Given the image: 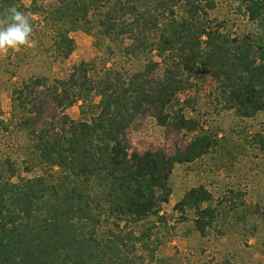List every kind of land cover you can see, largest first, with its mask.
<instances>
[{"label": "trees", "instance_id": "trees-1", "mask_svg": "<svg viewBox=\"0 0 264 264\" xmlns=\"http://www.w3.org/2000/svg\"><path fill=\"white\" fill-rule=\"evenodd\" d=\"M240 1L255 32L233 38L212 25L203 0H57L54 15L70 30L95 17L112 41L130 40L127 55L151 50L160 60L129 76L103 68L91 77L89 64L74 67L53 90L58 120L36 103L45 80L31 79L14 91L20 124L39 162L59 169L61 185L42 177L18 183L0 177V264H140L136 244L147 249L151 233L134 237L108 226L119 230L121 222L160 218L172 193L174 166L207 155L214 142L205 134L172 155L133 151L128 130L137 117L151 113L161 126L196 130L176 102L199 75L220 84L225 109L247 118L264 112V0ZM5 13L0 6V16ZM60 43L67 55L72 52L68 31ZM93 93L100 98L96 115L90 122L71 121L64 110ZM211 199L208 190L196 187L176 207L194 209L203 233L216 218V210L204 206Z\"/></svg>", "mask_w": 264, "mask_h": 264}, {"label": "rangeland", "instance_id": "rangeland-1", "mask_svg": "<svg viewBox=\"0 0 264 264\" xmlns=\"http://www.w3.org/2000/svg\"><path fill=\"white\" fill-rule=\"evenodd\" d=\"M208 1L213 5L208 6ZM203 4L212 25H220L233 38L254 34L255 25L240 0H203ZM0 6L6 12L15 6L29 15L33 26L29 44L0 52V177L14 183L42 177L60 186L59 169L39 162L33 141L20 124L23 113L14 91L24 88L31 79L45 80L46 87L36 91V103L40 109L41 104L45 106L42 112L58 120L53 90L59 81L69 79L74 67L89 64L91 77H99L103 68L129 76L160 59L151 50L127 55L130 40L112 41L103 34L95 17H90L85 27L70 30L54 15L59 7L57 0H0ZM4 19L0 16V25ZM66 31L73 42L68 55L60 43ZM191 81V86L178 95L176 109H183L197 129L177 132L171 126H161L153 114L147 113L138 116L128 130L131 147L140 153L162 150L172 155L197 135L205 134L212 137L213 147L192 163L174 166L169 181L172 193L160 208V218L130 226L121 222L119 230L113 224L108 227L123 234L133 233L134 237L151 233L147 249L136 244L140 264H264V112L241 117L219 102L218 82L201 75ZM99 101L93 93L86 102L77 101L64 113L71 121L90 122ZM196 187L210 192L212 199L204 206L216 210L214 222L203 233L197 231L194 209L182 212L176 207ZM133 242L138 243L136 239Z\"/></svg>", "mask_w": 264, "mask_h": 264}, {"label": "clouds", "instance_id": "clouds-1", "mask_svg": "<svg viewBox=\"0 0 264 264\" xmlns=\"http://www.w3.org/2000/svg\"><path fill=\"white\" fill-rule=\"evenodd\" d=\"M0 25V52L15 50L30 43L33 26L29 15L10 7Z\"/></svg>", "mask_w": 264, "mask_h": 264}]
</instances>
